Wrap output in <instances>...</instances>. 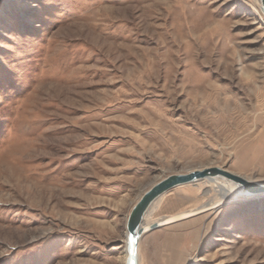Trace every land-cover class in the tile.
<instances>
[{"label":"rangeland","instance_id":"374dc122","mask_svg":"<svg viewBox=\"0 0 264 264\" xmlns=\"http://www.w3.org/2000/svg\"><path fill=\"white\" fill-rule=\"evenodd\" d=\"M218 165L264 181L255 0H0V264H123L143 190ZM200 183L155 218L199 205ZM142 264H264V196L146 231Z\"/></svg>","mask_w":264,"mask_h":264},{"label":"water","instance_id":"95a60500","mask_svg":"<svg viewBox=\"0 0 264 264\" xmlns=\"http://www.w3.org/2000/svg\"><path fill=\"white\" fill-rule=\"evenodd\" d=\"M256 7L264 18V0H258ZM213 178L230 181L235 185L236 188L233 191L234 201L264 196V181L247 179L218 165L203 166L184 172L167 174L142 191L126 216L124 241L126 257L124 264H138L137 247L139 239L146 231L154 230L163 225L155 221L150 223L147 229L143 226L144 217L149 207L159 196L178 186Z\"/></svg>","mask_w":264,"mask_h":264},{"label":"bare ground","instance_id":"6f19581e","mask_svg":"<svg viewBox=\"0 0 264 264\" xmlns=\"http://www.w3.org/2000/svg\"><path fill=\"white\" fill-rule=\"evenodd\" d=\"M257 4H258V0H255V5L257 6ZM257 10H258V8H257ZM258 12H259V10H258ZM259 14L261 15V13H259ZM245 178L250 179V180H256L255 178H251V177H245ZM257 181H263V180H257ZM198 182L200 183V186H201L200 188L204 194L208 193L209 191L213 192L212 197H209V198L207 197L206 200L202 201L199 205L192 207L190 209H187L185 211L178 212L174 215H170V216H166V217L155 218L153 216V214L157 210L158 206L160 205V202H161L162 198L164 197V194H165L164 193L161 196H159L149 207V209H148V211L144 217V223H143L144 228L147 229L148 225L152 222H155V221L160 223V224H168V223L173 222L175 220L187 218V217L208 211V210L218 206L219 204L235 200L234 196H233V191L236 187L230 181H226V180L222 181L220 179L213 178V179L201 180ZM192 184H197V182L192 183ZM186 185H191V184H186ZM182 186H184V185H182ZM244 200H246V199H244ZM244 200H242V201H244ZM125 234H126V232H125ZM124 241H125V238H124ZM139 241H140V239H139ZM137 249H138L137 250V252H138V264H142L141 256L139 253V242H138ZM125 257H126V251H125V245H124L123 264L125 261Z\"/></svg>","mask_w":264,"mask_h":264}]
</instances>
